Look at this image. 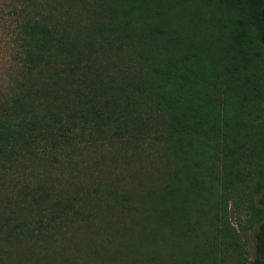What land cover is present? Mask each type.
I'll use <instances>...</instances> for the list:
<instances>
[{
	"label": "trees",
	"instance_id": "trees-1",
	"mask_svg": "<svg viewBox=\"0 0 264 264\" xmlns=\"http://www.w3.org/2000/svg\"><path fill=\"white\" fill-rule=\"evenodd\" d=\"M0 15V264H264V0Z\"/></svg>",
	"mask_w": 264,
	"mask_h": 264
},
{
	"label": "rangeland",
	"instance_id": "rangeland-1",
	"mask_svg": "<svg viewBox=\"0 0 264 264\" xmlns=\"http://www.w3.org/2000/svg\"><path fill=\"white\" fill-rule=\"evenodd\" d=\"M12 4H13V0H0V14H4L5 12H7V10L12 6ZM4 18H2L0 15V92H3L5 90L9 71L11 70L12 53L14 51L11 37L8 31L9 30L8 27L10 26V22H9L10 17L5 16ZM24 168H27V167H24ZM34 174L29 173L28 169H25L24 175L22 174L23 176L21 179L27 178L29 180H33L32 178L34 177L32 176ZM49 177H50V180H53L56 182L55 184L61 183L60 185H63V184L65 185L66 184L65 182L69 180H72L78 183V181L74 179L73 176L70 175L69 171L66 172L65 170L64 171H52L49 174ZM46 178H48V176ZM229 214H230L229 215L230 220L234 222L236 211L233 209V207H230ZM77 234H80V233L77 232ZM76 241L79 242V239H76ZM248 251L252 253V248H248Z\"/></svg>",
	"mask_w": 264,
	"mask_h": 264
}]
</instances>
